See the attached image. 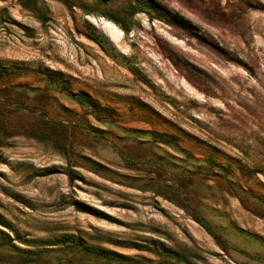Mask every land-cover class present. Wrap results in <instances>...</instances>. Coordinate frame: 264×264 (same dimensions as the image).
<instances>
[{
	"label": "rangeland",
	"instance_id": "obj_1",
	"mask_svg": "<svg viewBox=\"0 0 264 264\" xmlns=\"http://www.w3.org/2000/svg\"><path fill=\"white\" fill-rule=\"evenodd\" d=\"M139 1L0 0V264H264V0Z\"/></svg>",
	"mask_w": 264,
	"mask_h": 264
},
{
	"label": "trees",
	"instance_id": "obj_2",
	"mask_svg": "<svg viewBox=\"0 0 264 264\" xmlns=\"http://www.w3.org/2000/svg\"><path fill=\"white\" fill-rule=\"evenodd\" d=\"M68 5L71 3L70 0H61ZM79 8L84 10L87 13H96L94 8H91L89 5L85 4L84 2H79ZM163 9L153 0H140L139 2H129L127 5H125L123 8L116 10V11H100L99 14L103 17H105L107 20L113 22L115 25H117L124 33L129 32V24L131 22V19L134 17L135 14L143 12L145 13L150 19L151 18H157L158 19H164L168 24L176 25V21L170 18L167 14H161V16L158 14L162 13ZM121 13H126V18H123L121 16ZM73 176L69 173V180L72 181ZM201 225H203L205 228L209 229L211 232L212 230L209 228V226L203 222L198 221ZM216 235V234H214Z\"/></svg>",
	"mask_w": 264,
	"mask_h": 264
}]
</instances>
